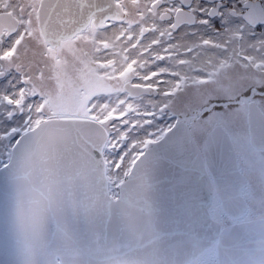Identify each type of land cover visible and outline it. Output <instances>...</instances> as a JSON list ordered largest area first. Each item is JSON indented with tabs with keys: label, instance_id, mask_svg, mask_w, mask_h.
<instances>
[{
	"label": "snow or ice",
	"instance_id": "1",
	"mask_svg": "<svg viewBox=\"0 0 264 264\" xmlns=\"http://www.w3.org/2000/svg\"><path fill=\"white\" fill-rule=\"evenodd\" d=\"M0 264H264V0H0Z\"/></svg>",
	"mask_w": 264,
	"mask_h": 264
}]
</instances>
